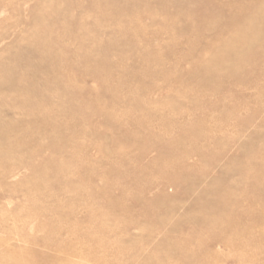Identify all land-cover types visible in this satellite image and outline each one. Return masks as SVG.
<instances>
[{"label":"rangeland","instance_id":"obj_1","mask_svg":"<svg viewBox=\"0 0 264 264\" xmlns=\"http://www.w3.org/2000/svg\"><path fill=\"white\" fill-rule=\"evenodd\" d=\"M263 17L264 0H0V264H264Z\"/></svg>","mask_w":264,"mask_h":264},{"label":"bare ground","instance_id":"obj_2","mask_svg":"<svg viewBox=\"0 0 264 264\" xmlns=\"http://www.w3.org/2000/svg\"><path fill=\"white\" fill-rule=\"evenodd\" d=\"M247 6H248V7H246V6H245V7H246V8L251 7V6H249V5H247ZM253 7H255V6L253 5L252 8H253ZM257 7H258V6H257ZM257 7H255V8H257ZM252 8H251V9H252ZM258 8H259V7H258ZM249 9H250V8H249ZM259 9H260V8H259ZM247 10H248V9H247ZM248 11H249L248 13H252V12H250L251 10H248ZM252 11H253V9H252ZM256 11H258V10H256ZM256 11L254 10V12H256ZM261 11H262V10H261ZM255 14H256V13H255ZM256 15H257V14H256ZM258 15H259V14H258ZM258 15H257V16H258ZM252 16H254V15H252ZM261 16H262V15H261ZM254 17H255V19H257L256 16H254ZM254 17H253L252 19H254ZM258 17H260V16H258ZM245 18H246V17H245ZM245 18H244V22H246V21H245ZM263 18H264V17H263ZM260 21H261V20H260ZM260 21H259V22H260ZM205 23H206V22H205ZM259 24H260V23H259ZM261 24H262V23H261ZM261 24H260V25H261ZM248 25H249V24H248ZM253 26H254V25H253ZM122 27H123V26H122ZM246 27H247V26H246ZM251 28H252V27H251ZM239 29H241V27H240ZM256 29H257V28H256ZM132 31H133V30H132ZM239 31H240V30H239ZM251 31H253V30H251ZM258 31H259V30H258ZM218 32H220V31H218ZM237 32H238V31H237ZM240 32H241V31H240ZM240 32H239V34H241ZM245 32H246V30H245ZM236 34H237V33H236ZM239 34H237V35L239 36ZM237 35H236V36H237ZM230 36H231V35H230ZM230 36H229V37H230ZM238 36H237L236 38L239 40V37H240V36H239V37H238ZM245 36H246V35H245ZM245 36H244V37H245ZM137 37H138V36H137ZM220 37H221V36H220ZM220 37H219V38H220ZM216 38H217V37H216ZM221 38H222V37H221ZM236 38H234V39H236ZM245 38H246V37H245ZM222 39H223V38H222ZM225 39L227 40V38H224V39H223V43H224V40H225ZM234 39H233V40H234ZM217 40H218V38H217ZM243 40H246V39H243ZM252 40H253V39H252ZM218 41H219V40H218ZM226 42H227V41H226ZM226 42H225V43H226ZM236 42H237V41H236ZM236 42H235V43H236ZM244 42H247L246 44H249L248 41H244ZM217 43H218V42H217ZM223 43H222V44H223ZM227 43H228V42H227ZM41 44H42V43H41ZM222 44L220 43V45H218V46L220 47V46H222ZM236 44H238V43H236ZM243 44H245V43L242 42L241 47L244 46ZM43 45H44V44H43ZM228 45H229V43H228ZM234 45H235V44H234ZM239 45H240V44H239ZM44 46H45V45H44ZM226 46H227V45L222 46L221 49H222L223 47H226ZM39 47L41 48L42 46L40 45ZM241 47L239 46L238 49H241ZM247 47L249 48V45L246 46V49L249 50ZM229 48H231V45L229 46ZM236 48H237V47H236ZM221 49H220V50H221ZM226 49H228V47H226ZM231 49H232V48H231ZM231 49H229V50H231ZM40 50H41V49H40ZM222 50H224V48H223ZM236 51H238V50H236ZM236 51H234V52H236ZM243 51H246V50L244 49ZM225 52L228 53V54L230 53V51L227 52V50H226ZM247 52H248V51H247ZM249 52L251 53L250 50H249ZM249 52H248V53H249ZM254 52H255V50H254ZM232 53H233V52H232ZM236 53H237V52H236ZM238 53H239V52H238ZM233 54H234V53H233ZM243 54H245V53H243ZM246 54H247V53H246ZM254 54H255V53H254ZM239 55H240V53H239ZM239 55H234V57L237 56V58H240ZM251 55H252V54H251ZM251 55L249 56L250 58H252ZM232 56H233V55H232ZM240 56H241V55H240ZM245 56H248V54L245 55ZM215 57H216V59H217V56H215ZM241 57H244V55L241 56ZM210 58H211V57H210ZM219 58H220V56H219ZM219 58H218V60H216V61H219L218 63H221L220 60H219ZM244 58H246V57H244ZM244 58H240V60H241V59H244ZM250 58H248V59H250ZM207 59H208V58H207ZM237 61H238V60H237ZM206 62H207V60H206ZM234 62H235V61H233V63H234ZM210 63H211V64H210ZM210 63H208V66L213 65V67L210 68V69H213L214 66L216 67V65H219V64L216 63V62H214V63H216V65H214V63H213L212 61H211ZM212 63H213V64H212ZM236 63H237V62H235L234 65H235ZM201 65H203V64L201 63ZM220 65H221V64H220ZM220 65H219V68H218L219 70H218V71H221L220 67H221V66H222V67L224 66L223 64H222L221 66H220ZM232 65H233V64H232ZM240 65H242V64H240ZM235 66H236V65H235ZM238 66H239V65H238ZM198 67H200V65H199ZM198 69H199V68H198ZM198 69H197V70H198ZM202 69H203V68H202ZM214 69H215V71H216L217 68H214ZM223 69H225V67H223ZM223 69H222V70H223ZM228 69H230V68H228ZM235 69H236V68L233 67V70H235ZM194 70L196 71V69H194ZM200 70H201V69H200ZM206 70H207V69H206ZM209 71H210V70H208V73H209ZM211 71H212V70H211ZM226 71H227V70H226ZM228 71H230V70H228ZM190 72H191V74H192V71H190ZM190 72H189V73H190ZM202 73H206V72L203 71ZM191 74H189V75H191ZM193 75H194V74H193ZM193 75H191V76H193ZM204 75H205V74H204ZM202 77H203V74H202ZM53 87H54V86H53ZM137 104H138V103H137ZM135 105H136V104H135ZM97 108L100 110L99 107H97ZM105 108H106V107H105ZM106 111H107V110H106ZM110 112H111V111H110ZM106 114H107V113H106ZM108 114L112 115V113H108ZM114 115H117V114H114ZM118 115H119V114H118ZM108 117L111 119L112 116H109V115H108ZM114 117H115V116H114ZM117 117H118V116H117ZM164 117H165V116H164ZM140 118H142V117H140ZM112 119H113V118H112ZM114 119H115V121H118V120H116V118H114ZM114 119H113V120H114ZM138 120H139V119H138ZM138 120H137V121H138ZM143 120H145V119H143ZM143 120H142V121H143ZM145 121H146V120H145ZM113 122H114V121H113ZM140 123H142V122H140ZM135 125H136V124H135ZM137 125H138V124H137ZM141 125H142V124H141ZM143 126H144V125H143ZM140 127H141V126H140ZM140 127H139V129H140ZM56 128H57V127H56ZM143 128H144V127H143ZM141 130H142V127H141ZM133 131H135V130H133ZM136 131H137V130H136ZM138 132H139V131H138ZM129 133H130V132H129ZM131 133H132V134H130V136L133 135V132H131ZM126 134H128V133H126ZM136 134H138V133H136ZM148 135H149V134H148ZM199 135H200V134H199ZM125 136H126V135H125ZM133 136H134V135H133ZM136 136L138 137L139 135H136ZM149 136H150V135H149ZM184 136H186V135H184ZM126 137H127V136H126ZM142 137H143V136H142ZM181 137H183V135L180 136V138H181ZM201 137H202V136H200V138H201ZM132 138H133V137H132ZM177 138H178V137H177ZM177 138H175V141H172V139L170 140V141H172V143L174 142L175 144H172V143H170V142H169V143L166 142V144H167L166 148H167V149H166L165 147H164V148H165L166 150H168V147H169V150H172V149H170V148H171V147H170L171 145H172V147H174V145H176V144L179 145V144L176 142V140H179V138H178V139H177ZM138 139H139V138H138ZM141 140H142V139H141ZM173 140H174V139H173ZM135 141H136V139H135ZM137 142H139V140H138ZM141 142H142V141H141ZM184 143H185V142H184ZM168 144H170V146H168ZM143 145H144V144H143ZM142 147H144V146H142ZM178 148H180V146H178ZM194 148H196V147H194ZM194 148H193V149H194ZM197 148H198V147H197ZM165 149H163V150L166 151ZM180 149H181V148H180ZM182 149H183V147H182ZM182 149H181V150H182ZM189 149H191V148L189 147ZM193 149H192V151H193ZM198 149H199V148H198ZM195 150H196V149H195ZM256 150H257V149H256ZM256 150H255V152H256ZM164 151H163V152H164ZM172 151H173V150H172ZM200 151H201V150H199V151H197V152H200ZM168 152H170V151H168ZM179 152H181V151L179 150ZM183 152H184V150H183ZM183 152H181V153H183ZM251 152L253 153V151H251ZM255 152H254V153H255ZM261 152H262V151H261ZM177 153H178V149H177ZM258 153H259V151H258ZM167 154H168V153H167ZM167 154H166V152H165V155H166V156L170 155V154H168V155H167ZM179 154H180V153H179ZM160 155H161V154H160ZM202 155H203V154H202ZM260 155H261V153H260ZM263 155H264V154H263ZM158 156H159V155H158ZM158 156H157L156 158H158ZM175 156H176V155H175ZM180 156H181V155H180ZM255 156H257V152L255 153ZM250 157H251V156H250ZM156 158H154V159L157 161ZM120 159H121V158H120ZM160 159H161V158H160ZM245 159H247V158H245ZM245 159H244V161H245ZM248 159H249V158H248ZM122 160H123V158H122ZM249 160L251 161V158H250ZM118 161H119V160H118ZM153 161H154V160H153ZM157 162H158V161H157ZM245 162H246V161H245ZM245 162L242 163L243 166L246 164ZM258 162H260V161L258 160ZM121 163H122V161H121ZM123 163H124V162H123ZM152 163H156V162H152ZM158 163H161V162H158ZM158 163H156V164L158 165ZM244 163H245V164H244ZM247 163H248V162H247ZM261 163H262V162H261ZM156 164H155V165L152 164V165H154V167L156 168V167H157ZM162 164H164V163H162ZM248 164H249V163H248ZM256 164H257V163H256ZM259 164H260V163H259ZM121 165H122V164H121ZM239 166H240V165H239ZM241 166H242V165H241ZM250 166H251V165H250ZM151 167H152V166H151ZM154 167H153V168H154ZM159 167H160V169H161V168L165 167V165H163L162 167H161V166H159ZM159 167H157V168H159ZM261 167L264 168L263 166H261ZM117 168H120V166H118ZM251 168H252V167H251ZM258 168H259V167H258ZM262 168H261V169H262ZM59 169H60V168H59ZM61 169H62V167H61ZM136 169H137V168H136ZM145 169H148V168H145ZM247 169H248V168H247ZM249 169H250V167H249ZM249 169H248V170H249ZM116 170H117V169H115V171H116ZM118 170H119V169H118ZM120 170H121V169H120ZM120 170H119V171H120ZM137 170H140V169H137ZM137 170H136V172H139V173H140V176H141V172H140V171H137ZM150 170H151V169H150ZM158 170H159V169H158ZM158 170H153V171L160 172V171H158ZM164 170H165V168H164ZM164 170H161V171H163L164 173H167V172H165ZM241 170L243 171L244 168H242ZM62 171H63V170H62ZM115 171L113 170V172H115ZM121 171H123V170H121ZM127 171H129V170H127ZM134 171H135V170H134ZM146 171H147V170H146ZM146 171H144V172H146ZM166 171H167V170H166ZM170 171H171V169H170ZM177 171H178V170H177ZM177 171H176V172H177ZM250 171H252V170H250ZM250 171H249V173H250ZM253 171L256 172V175H257V172H259L258 169H257V171H256L255 169H254ZM124 172H125V171H124ZM144 172H142V173H144ZM171 172H173V171H171ZM174 172H175V171H174ZM139 173H138V174H139ZM147 173H148V172H147ZM147 173H145V174H147ZM168 173H169V172H168ZM252 173H253V172H252ZM123 174H124V173H123ZM123 174H122V175H123ZM125 174H126V173H125ZM127 174H128V173H127ZM135 174H136V173H135ZM148 174H149V173H148ZM131 175H132V174H131ZM256 175H255L254 177H257ZM147 176H148V175H147ZM249 177H251V176L249 175ZM258 177H259V175H258ZM146 179H147V178H146ZM254 179H256V178H254ZM258 179H260V178H258ZM262 179H263V178H262ZM244 180H245V179H244ZM147 181H149V180H147ZM263 181H264V180H263ZM214 182H215V181H214ZM259 182H260V181H259ZM259 182H258V183H259ZM258 183H257V185L262 184V183H259V184H258ZM147 184H148V183H147ZM263 184H264V183H263ZM263 184H262V185H263ZM246 185H248V184H246ZM254 185H255V184H254ZM215 186H216V185H215ZM215 186H214V187H215ZM220 186H222V185L220 184ZM220 186H219V187H220ZM250 186H252V184H250ZM214 187H212V189H213ZM222 187H223V189H225V191H227V190H226L227 188H225L224 186H222ZM248 187H249V185H248ZM209 188H210V187H209ZM215 188H216V187H215ZM255 188H257V187H255ZM263 188H264V187H263ZM263 188H262V189H263ZM216 189L221 190L222 188H221V189H220V188H216ZM223 189H222V190H223ZM262 189H261V190H262ZM243 190H244V188H243ZM252 190H253V189H252ZM256 190H257V189H255V191H256ZM261 190H260V191H261ZM263 190H264V189H263ZM206 191H207V190H206ZM208 191H210V190L208 189ZM214 191H215V190H214ZM246 192H250V191H246ZM251 192H252L251 194L254 195V194H253L254 190L251 191ZM131 193H132V192H131ZM210 193H211V192H210ZM228 193H232V192H231V191H228L226 194H228ZM257 193H258V191H257ZM132 194H133V193H132ZM223 194H225V192H224ZM239 194H240V193H239ZM215 195H216V194H215ZM220 195H221V194H220ZM228 196H229V194H228ZM249 196H250V195H249ZM134 197H136V196H134ZM225 197H226V196H225ZM230 197H231V196H230ZM230 197H229V199H230ZM236 197L238 198V196H236ZM236 197H235V198H236ZM246 197H248V196H246ZM250 197H252V196H250ZM217 198H218V197H217ZM240 198H241V197H240ZM240 198H239V201H240ZM259 198H260V197H259ZM262 198H263V197H262ZM262 198H261L260 201L263 200ZM115 199H116V198H115ZM119 199H120V198H119ZM226 199H227V198H226ZM229 199H228V200H225V201H229ZM120 200H121V199H120ZM223 200H224V199H223ZM237 200H238V199H237ZM237 200L234 199V202L237 201ZM111 201H112V200H111ZM113 201H116V203L118 202L117 200H113ZM113 201H112V203H114ZM244 201H246V200H244ZM229 202H230V201H229ZM232 202H233V201H232ZM221 203H222V201H221ZM230 203H231V202H230ZM260 203H261V202H260ZM239 204H240V203H239ZM239 204H238V205H239ZM241 204H242V203H241ZM241 204H240L239 206H242ZM250 204H251V203H250ZM69 205H70V204H69ZM142 205H143V204H142ZM225 205H226V204H225ZM236 205H237V204H235V206H236ZM118 206H119V205H118ZM144 206H146V204H145ZM227 206H228V205H227ZM254 206H255V205H254ZM113 207H114V206H113ZM120 207H121V206H120ZM152 208H153V207H152ZM240 208H241V207H240ZM60 209H61V208H60ZM146 209H147V208H146ZM148 209H149V208H148ZM205 209H206V208H205ZM242 209H243V208H242ZM144 210H145V207H144ZM150 210H151V209H150ZM261 210H262V209H261ZM147 211H148V210H147ZM154 211H156V210H154ZM256 211H257V210H256ZM242 212H243V210H242ZM249 212H251V211H249ZM257 212H258V211H257ZM246 213H247V211H246ZM246 213H245V214H246ZM101 215H102V214H101ZM145 215H146V214H145ZM148 215H150L149 212H148ZM237 215H238V214H237ZM247 215H248V214H247ZM102 216L105 217L104 214H103ZM106 216H107V215H106ZM202 216H203V215H202ZM229 216H230V215H229ZM203 217H204V216H203ZM235 217H237V216H235ZM215 218H216V217H215ZM217 218H218V217H217ZM227 219H228V218H227ZM229 219H230V218H229ZM229 219H228V220H229ZM234 219H235V218H234ZM214 220H215V219H214ZM221 220H222V218H221ZM224 220H225V219H224ZM262 220H263V219H262ZM205 221H206V220H205ZM214 222H215V221H214ZM214 222H213V223H214ZM216 222H218V221H216ZM223 222H224V221H222L221 223L224 224ZM225 222H226V221H225ZM240 222H241V221H240ZM262 222L264 223V221H262ZM232 223H233V222H232ZM245 223H246V222H245ZM245 223H244V226H245V227L248 226V225H246ZM256 223H258V222L256 221ZM260 223H261V222H260ZM263 223H262V224H263ZM209 225H210V224H209ZM216 225L218 226V224H216ZM233 225H234V224H233ZM237 225H238V226L240 225V227H241L244 231H245V229H248V227L244 228L243 225H242L241 223H240V224L238 223ZM237 225H236V226H237ZM258 225H259V224H258ZM258 225H257V226H258ZM214 226H215V224H214ZM226 226H227V225H226ZM229 226H230V225H229ZM238 226H237V227H238ZM49 227H50V226H49ZM208 227H211V225L208 226ZM224 227H225V226H224ZM234 227H235V226H234ZM206 228H207V227H206ZM211 228H212V227H211ZM251 228H252V227H251ZM208 229H210V228H208ZM208 229H207V230H208ZM234 229H235V228H234ZM249 229H250V228H249ZM231 230L234 231L233 228H232ZM240 230H241V229H240ZM240 230L238 229V231H240ZM246 231H247V230H246ZM249 231H250V230H249ZM252 231H254V230H252ZM230 232H231V231H230ZM241 232H242V231H241ZM257 232H258V231H257ZM260 232H261V231H260ZM234 233H237V232L234 231ZM242 233H244V232H242ZM242 233H241V234H242ZM246 233H247V232H246ZM234 235H235V234H234ZM258 235H260V233H259ZM262 235H263V232H262ZM92 236H93V235H92ZM239 236L241 237V235H237V237H239ZM229 237H230V236H229ZM231 237H232V236H231ZM231 237H230V238H231ZM242 237H243V236H242ZM248 237H249V236H248ZM233 238H234V240H235V237H234V236H233ZM250 238H251L252 240L254 239V238H252V237H249V239H250ZM231 239H232V238H231ZM238 239H240V238H238ZM251 239H250V241H249V242H250V245H251V244L254 245L256 241H255V242H254V241H251ZM234 240H233V243H234ZM200 241H201V240H200ZM191 242H192V241H191ZM196 242H197V241H196ZM196 242H195V244H196ZM224 242H225V241H224ZM226 242H230V241L228 240V241H226ZM201 243H202V241H201ZM201 243L199 242V243H197V244H198V245H199V244L202 245ZM238 243H240V242H238ZM260 243H261V242H260ZM224 244H226V243H224ZM227 244H228V243H227ZM231 244H232V242L230 243V245H231ZM261 244H262V243H261ZM243 245H245V244H244V243L239 244V246H241V247H242ZM230 247H234V248L237 247V248H239L238 246H235V243H234V245H231ZM238 251H239V250H238ZM14 259H15V258H14ZM196 259H197V258H196ZM196 259H194V260H196ZM241 259H243V258H240V260H241ZM16 260H19V258L16 259ZM194 260H193L192 263H196V262H194ZM243 260H244V259H243ZM245 260H246V259H245ZM24 261H28V260H25V259H24ZM196 261H198V259H197ZM199 261H200V260H199ZM214 261H216V260H214ZM20 262H21V261H20ZM29 262H30V260H29ZM14 263H15V261H13V264H14ZM26 263H27V262H26ZM15 264H17V263H15ZM27 264H29V263H27Z\"/></svg>","mask_w":264,"mask_h":264}]
</instances>
